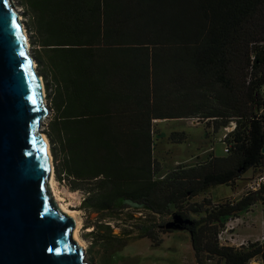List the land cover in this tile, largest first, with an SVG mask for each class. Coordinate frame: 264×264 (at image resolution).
I'll use <instances>...</instances> for the list:
<instances>
[{
	"label": "trees",
	"instance_id": "trees-1",
	"mask_svg": "<svg viewBox=\"0 0 264 264\" xmlns=\"http://www.w3.org/2000/svg\"><path fill=\"white\" fill-rule=\"evenodd\" d=\"M21 4L40 46L38 66L55 88L49 135L56 173L84 191L82 204L98 214L94 231L105 248L127 244L126 229L116 234L111 221L134 219L130 226L160 246L147 215L180 214L192 220L185 227L198 264L264 257V242H220L230 218L264 203V184L239 199L191 201L264 165V0ZM176 118L206 120L214 130L235 122L224 140L228 156L180 163L157 178L163 167L153 125ZM135 212L142 213L138 222Z\"/></svg>",
	"mask_w": 264,
	"mask_h": 264
},
{
	"label": "water",
	"instance_id": "water-1",
	"mask_svg": "<svg viewBox=\"0 0 264 264\" xmlns=\"http://www.w3.org/2000/svg\"><path fill=\"white\" fill-rule=\"evenodd\" d=\"M18 12L0 0V264H88L75 218L50 189L53 155L39 131L47 108Z\"/></svg>",
	"mask_w": 264,
	"mask_h": 264
},
{
	"label": "rangeland",
	"instance_id": "rangeland-1",
	"mask_svg": "<svg viewBox=\"0 0 264 264\" xmlns=\"http://www.w3.org/2000/svg\"><path fill=\"white\" fill-rule=\"evenodd\" d=\"M13 2L17 11H19L22 26L27 31L29 55L34 58L36 71L44 83L43 102L47 108V114L42 120L39 131L42 135L46 136L52 153V143L49 134L52 130L53 120L56 117V110L52 103L55 88L51 81L45 79L44 72L43 70L41 71L35 58L36 49H40V46L36 44L35 37H33L29 29L27 10L21 4V0H13ZM235 126V122H230L227 126L214 130L213 126L208 125L206 120H199L198 118L156 120L153 125L156 140L154 155L163 167V171L157 174V178L160 174L165 173L180 163L193 165L205 162L212 156H228L224 151L226 145L224 140L227 133L232 131ZM172 132H177V135L173 137ZM262 174H264V165L254 170L249 169L236 180L233 186H216L209 190L207 194L196 196L191 201L202 202L204 197H210V191L212 197L218 200L217 202L228 200L229 198L239 199L249 192V181ZM55 179L59 196L69 206V209L76 213L79 219V234L86 245L85 258L88 264H198L195 258L190 230L184 226L176 225L173 222L172 215H147V225H158L156 229L163 237V242L160 246H154L148 237L141 236L137 229L130 226L131 222L135 221L134 219L123 217L119 221H111L116 234H121L123 228L126 229L122 235L127 244L116 251L107 250L104 244H102V236L94 231V224L98 220V214L90 213L82 204L85 196L84 191L73 188L68 179L59 180L56 170ZM231 188L236 191V194L227 196L226 194L232 191ZM249 210L251 212L244 213L243 218L234 216L227 221L222 239H220L221 244L239 246L243 242V239H245V247L249 248L252 243L259 241L254 238L264 232V203L258 201ZM141 215L142 213L135 212L137 222L140 221ZM189 215L190 218H199L202 214L190 212ZM166 223L168 224L166 225ZM239 225L243 226L240 229L241 233L249 235V237H241ZM261 237H263V234ZM262 241L264 242V238ZM206 264L226 263L212 259L206 260ZM247 264H264V257L262 255L256 256Z\"/></svg>",
	"mask_w": 264,
	"mask_h": 264
},
{
	"label": "bare ground",
	"instance_id": "bare-ground-1",
	"mask_svg": "<svg viewBox=\"0 0 264 264\" xmlns=\"http://www.w3.org/2000/svg\"><path fill=\"white\" fill-rule=\"evenodd\" d=\"M20 21H21V18H19ZM24 31H25V35L27 37V44L29 46V40H28V36H27V31L24 27ZM35 65V68H36V63H34ZM40 77V76H39ZM41 78V77H40ZM41 81H42V88H43V91H44V83H43V80L41 78ZM43 98H44V93H43ZM42 134V133H41ZM42 137L47 141L48 143V151L49 153L51 154V158H52V153H51V150H50V144L46 138L45 135H42ZM50 189H51V192H52V196L53 198L56 200V202L58 203V205L63 209V211H65L67 214L73 216L77 222V225H76V228L74 230V237L75 239L86 249V245H85V242L83 241V239L81 238L80 234H79V230H80V222H79V219L77 218L76 216V213H74V211L70 210L69 209V206L67 204H65V202H63L62 198L59 196V191H58V187H57V182H56V179H55V167H54V164H53V173L51 175V179H50ZM87 261V260H86Z\"/></svg>",
	"mask_w": 264,
	"mask_h": 264
},
{
	"label": "built area",
	"instance_id": "built-area-1",
	"mask_svg": "<svg viewBox=\"0 0 264 264\" xmlns=\"http://www.w3.org/2000/svg\"><path fill=\"white\" fill-rule=\"evenodd\" d=\"M224 142L226 144L224 151H225V153H229L231 151V144L227 143L226 141H224ZM262 184H264V174L259 175L255 179L253 178L252 180H250L248 183V189L249 190H258L262 186ZM223 232L220 234V239H222Z\"/></svg>",
	"mask_w": 264,
	"mask_h": 264
},
{
	"label": "crops",
	"instance_id": "crops-1",
	"mask_svg": "<svg viewBox=\"0 0 264 264\" xmlns=\"http://www.w3.org/2000/svg\"><path fill=\"white\" fill-rule=\"evenodd\" d=\"M232 189V188H231ZM211 190V189H210ZM236 194V191H234L233 189H232V191L231 192H229V193H227L226 195L227 196H233V195H235ZM209 195H210V197L213 199V201L214 202H217L218 200H216V199H214L213 197H212V194H211V191H210V193H209ZM258 203V202H257ZM256 203V204H257ZM249 213V212H251V210H248V211H245V212H242L239 216H237V217H239V218H243V214L244 213ZM240 216H242V217H240ZM244 225V224H243ZM244 226H246V225H244ZM243 228V226L242 225H239V230L240 229H242ZM240 234H241V237L242 238H246L247 236L249 237V235H243L242 233H241V230H240ZM263 234V237H261V235ZM262 234H260L259 236H257L256 238H254V239H256V240H259L260 242H263L262 241V239L264 238V232L262 233ZM244 240L245 239H243V242L242 243H240V245L239 246H242V245H245L246 244V242H244ZM245 243V244H244ZM238 246V245H237Z\"/></svg>",
	"mask_w": 264,
	"mask_h": 264
},
{
	"label": "snow or ice",
	"instance_id": "snow-or-ice-1",
	"mask_svg": "<svg viewBox=\"0 0 264 264\" xmlns=\"http://www.w3.org/2000/svg\"><path fill=\"white\" fill-rule=\"evenodd\" d=\"M17 27H18V25H17ZM24 55V53H21V56H23ZM33 103H35V101H33Z\"/></svg>",
	"mask_w": 264,
	"mask_h": 264
}]
</instances>
